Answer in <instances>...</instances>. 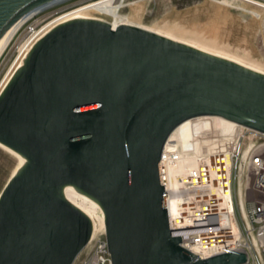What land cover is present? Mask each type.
<instances>
[{
    "label": "water",
    "instance_id": "water-1",
    "mask_svg": "<svg viewBox=\"0 0 264 264\" xmlns=\"http://www.w3.org/2000/svg\"><path fill=\"white\" fill-rule=\"evenodd\" d=\"M56 1L0 0V37ZM203 116L264 132V75L130 25L53 28L0 94V144L26 160L0 193V264L73 263L92 225L64 185L100 204L112 264L244 263L171 234L161 149Z\"/></svg>",
    "mask_w": 264,
    "mask_h": 264
},
{
    "label": "built area",
    "instance_id": "built-area-1",
    "mask_svg": "<svg viewBox=\"0 0 264 264\" xmlns=\"http://www.w3.org/2000/svg\"><path fill=\"white\" fill-rule=\"evenodd\" d=\"M39 13L18 27L26 23L29 34L20 54L43 31L45 25L38 29L36 21ZM193 128L187 120L179 124L160 153L172 236L180 238L181 247L204 257L241 252L246 258L242 264H264V132L224 119L214 136L200 137L197 130L187 145L181 136ZM82 251L81 264H112L106 238L96 232Z\"/></svg>",
    "mask_w": 264,
    "mask_h": 264
},
{
    "label": "rangeland",
    "instance_id": "rangeland-1",
    "mask_svg": "<svg viewBox=\"0 0 264 264\" xmlns=\"http://www.w3.org/2000/svg\"><path fill=\"white\" fill-rule=\"evenodd\" d=\"M95 1L66 0L54 5L36 15L38 29L78 6ZM260 1L264 0H115L114 5L117 7L115 13L136 25L168 34L211 53L233 57L250 68L264 72V6ZM90 16L108 24L114 21L111 15L98 12H92ZM21 27L0 56V84L15 63L22 61L19 68L23 66L21 57L24 55H18L29 34L26 23ZM202 120L203 117L187 120L194 128L186 130L181 136L185 144L191 143L197 130L200 137L215 135L221 120L206 117L207 121L201 127ZM15 164L17 159L0 148V191ZM65 195L68 201L79 202L73 194ZM96 234L105 238L104 232L99 229ZM84 256L85 251H82L72 264H81Z\"/></svg>",
    "mask_w": 264,
    "mask_h": 264
},
{
    "label": "bare ground",
    "instance_id": "bare-ground-1",
    "mask_svg": "<svg viewBox=\"0 0 264 264\" xmlns=\"http://www.w3.org/2000/svg\"><path fill=\"white\" fill-rule=\"evenodd\" d=\"M64 2V0H58L55 3L50 4L47 8H44L42 10H46L54 5H57L61 2ZM115 0H97L95 2H91L88 4H84L81 6H78L62 15H60L59 17H56L55 19L51 20L49 23H47L44 27H43V31L41 32V34L38 36V39L36 41H38L40 38H42L43 36H45L46 34H48L53 28L61 25V24H65L71 21H75V20H98V21H102L99 19H94L93 17L90 16V14L92 12H98V13H102V14H106V15H111L113 17V22L110 23V25L112 27H117L120 25H130V26H134L137 28H140L142 30L151 32L153 34H156L158 36H161L163 38H166L168 40H171L173 42L185 45L187 47L193 48L195 50H198L200 52L206 53L208 55L217 57V58H221L230 62H233L243 68H246L248 70H251L253 72H256L258 74H262L264 75V72L260 71V70H256L253 68H250L248 66H246V64H244L243 61H240L238 59H235L233 57L230 56H223V55H219L217 53H211V51H206L205 49L201 48V47H196L195 45H192L191 43L188 42H184V41H180L175 39V37H170L167 35L162 34V32L160 33L157 30H152V29H147L145 27L136 25L132 22H130L129 20H126V17L123 18V16L119 15L116 12L117 7L114 5ZM118 5V4H117ZM42 10H34L29 12L28 14H26L24 17H22L21 19H19L18 21H16L13 25H11L0 37V56L2 54V52L5 50V48L8 46V44L10 43V40L13 39L14 35L16 34V31L18 30V27L31 15H34L35 13H39V11ZM105 22V21H102ZM107 23V22H106ZM31 46V45H30ZM28 46L22 53L24 56L21 57V59L24 61L22 65H24L25 63V59L28 56V53L31 49V47L33 46ZM21 54L18 55V57ZM17 57V58H18ZM16 58V59H17ZM22 62V61H21ZM20 63H15V65L13 66V68L11 70L8 71L7 75L5 76V78L3 79L2 83L0 84V94L3 91V89L7 86L8 83H6L7 79H11V77L13 76V74H15L16 70L19 69V65ZM12 72V73H11ZM10 81V80H9ZM8 81V82H9ZM207 117H213V118H217L219 120H224L221 117L218 116H207ZM195 118V117H194ZM0 148L4 149L5 151L9 152L10 154H12L16 159H17V164H15V168L13 170V172L11 173L10 177L12 175H14L17 170H19L26 162L25 158H23L22 156H20L19 154H16L12 151H10L9 149H7L6 147H4L3 145L0 144ZM9 177V178H10ZM8 178V179H9ZM8 181V180H7ZM1 193V191H0ZM61 193L62 196L64 198L65 201H67L69 204H71L72 206L76 207L78 210H80L81 212H83L91 221V225H92V233L94 234L98 229L101 231H105L104 230V213L103 210L100 206V204L94 200L93 198H91L90 196L80 192L79 190H77L76 188H74L72 185H64L61 187ZM65 193H69V194H73L74 196H76L78 198L77 202L75 201L70 202V200H67V197L65 195Z\"/></svg>",
    "mask_w": 264,
    "mask_h": 264
}]
</instances>
